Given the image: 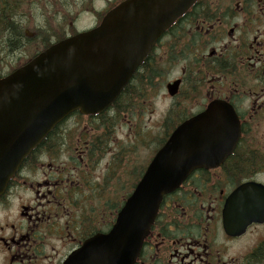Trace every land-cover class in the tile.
Returning <instances> with one entry per match:
<instances>
[{
    "label": "flooded vegetation",
    "instance_id": "flooded-vegetation-1",
    "mask_svg": "<svg viewBox=\"0 0 264 264\" xmlns=\"http://www.w3.org/2000/svg\"><path fill=\"white\" fill-rule=\"evenodd\" d=\"M124 1L0 0V81L60 41L98 27ZM170 11L175 20L129 83L148 65L154 86L147 93L156 96L162 79L179 69L171 98L178 107L162 119L193 118L220 101L237 114L241 135L222 164L193 171L164 197L135 264H264V220L240 234H230L224 220L240 187L253 182L264 189V0H172ZM138 114L123 120L137 122ZM98 115L75 112L56 126L8 183L0 196V264H63L88 238L110 230L131 193L127 177L135 183L143 170L129 171L122 158L115 173L111 131L96 126ZM249 150L262 159L244 168L240 155Z\"/></svg>",
    "mask_w": 264,
    "mask_h": 264
},
{
    "label": "water",
    "instance_id": "water-1",
    "mask_svg": "<svg viewBox=\"0 0 264 264\" xmlns=\"http://www.w3.org/2000/svg\"><path fill=\"white\" fill-rule=\"evenodd\" d=\"M172 0H126L95 29L46 50L0 81V196L24 159L70 114L102 113L120 96L157 39L175 20ZM180 81L168 85L171 95ZM241 123L233 108L213 102L179 125L157 151L107 233H97L64 264H135L165 195L196 169L223 163ZM240 187L224 212L226 230L240 234L264 220V189Z\"/></svg>",
    "mask_w": 264,
    "mask_h": 264
},
{
    "label": "trees",
    "instance_id": "trees-1",
    "mask_svg": "<svg viewBox=\"0 0 264 264\" xmlns=\"http://www.w3.org/2000/svg\"><path fill=\"white\" fill-rule=\"evenodd\" d=\"M153 80H154V75L151 72L150 66L147 65L145 68L142 69L138 78L137 75L134 76L133 80L125 87L122 94L113 104V106L103 114L96 116V120H95L96 126L100 128H104L107 131L108 130L111 131V132L108 131L109 141L114 140L113 135L117 130H113V129H115L117 124L121 122V119H123L124 116H128L134 119L135 115H137L141 111V109L142 110L144 109L143 106H146V104L149 103L147 101H144V105H143V100L145 95L149 91L150 87L154 86ZM174 120L175 119L172 116L167 117L163 121L161 125V129L164 130V132L166 133L168 132L170 127L171 129L173 128L175 129L176 126L173 123ZM182 120L184 119H181L180 122ZM137 138L135 140H130L128 144L123 145L122 149L118 150V152L115 154L116 157L115 158L113 157V159L115 160H113L111 165L115 173H117L118 170V160L122 158L126 160V168L129 171H131L132 166H135L136 168L140 165L138 163L139 156H133L129 153V151L135 152L136 149L139 146H141V144H143L147 139L144 137V132H140V135L137 134ZM154 140L158 142L160 146L162 143H164L165 138L163 137L160 140L155 137ZM245 153H248V155L245 156ZM240 157L246 158L243 160V165H241L244 168L251 166L253 163H256L257 161L258 164L260 162L259 160L262 159V155L260 151H254V150L242 151ZM144 167H145L144 165L143 166L141 165L142 169ZM127 176H128V172H127ZM128 179L129 178L127 177L126 180L127 188L130 187L132 184V181H129Z\"/></svg>",
    "mask_w": 264,
    "mask_h": 264
},
{
    "label": "rangeland",
    "instance_id": "rangeland-1",
    "mask_svg": "<svg viewBox=\"0 0 264 264\" xmlns=\"http://www.w3.org/2000/svg\"><path fill=\"white\" fill-rule=\"evenodd\" d=\"M178 75L180 76V70L174 69L172 72L169 73V75L164 77L162 79V83L160 84L161 87L158 89V93L155 98L154 92H150L145 95L143 105L144 101H151L152 106H143V111L145 113H143L142 116L138 114L137 122L131 119H121V124L117 126V131L113 135L114 140L109 141L108 138L109 149L107 150L109 154H116L118 150L122 149L123 145L128 144L130 140H135L137 138V136H134L135 134H137L135 130H141V132H144V137L147 140L143 144H141V146H139L135 152L129 151V153L133 156H139L138 163L140 165H146L148 163L150 158L154 155V153L159 147V143L154 140L155 137L160 140L161 138L166 137L164 131L160 128V121L162 117L168 110L171 109V107H174V109L178 107L175 104L172 105V99L168 95L166 89V85L168 83H171L172 80ZM178 100L181 102L183 101L181 97H179ZM181 107H187V103L185 102L181 104ZM84 126H88V121L86 119L81 125V128H83ZM23 195L25 196V194ZM113 200H116V198H113Z\"/></svg>",
    "mask_w": 264,
    "mask_h": 264
}]
</instances>
